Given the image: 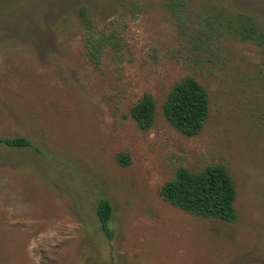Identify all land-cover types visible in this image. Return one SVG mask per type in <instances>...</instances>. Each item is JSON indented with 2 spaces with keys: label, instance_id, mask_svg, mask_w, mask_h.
I'll list each match as a JSON object with an SVG mask.
<instances>
[{
  "label": "rangeland",
  "instance_id": "374dc122",
  "mask_svg": "<svg viewBox=\"0 0 264 264\" xmlns=\"http://www.w3.org/2000/svg\"><path fill=\"white\" fill-rule=\"evenodd\" d=\"M244 28L264 36V0H0V140L30 143L0 144V264H264V44ZM186 76L209 103L192 137L162 113ZM211 165L235 185L233 223L159 195Z\"/></svg>",
  "mask_w": 264,
  "mask_h": 264
},
{
  "label": "trees",
  "instance_id": "16d2710c",
  "mask_svg": "<svg viewBox=\"0 0 264 264\" xmlns=\"http://www.w3.org/2000/svg\"><path fill=\"white\" fill-rule=\"evenodd\" d=\"M244 36L263 43V35L252 28H244ZM209 112L208 96L204 88L191 76L178 81L170 90L162 104V113L167 122L184 136H196L202 130ZM156 105L154 99L145 94L131 109L130 115L141 130H148L154 124ZM11 148L30 146L24 138L0 140ZM121 165L128 163L126 155L118 157ZM162 199L193 216L233 223L238 214L234 206L235 185L224 168L211 165L199 172L178 168L174 177L159 190ZM112 207L107 200L97 206V218L101 231L107 240L113 239L109 227Z\"/></svg>",
  "mask_w": 264,
  "mask_h": 264
}]
</instances>
